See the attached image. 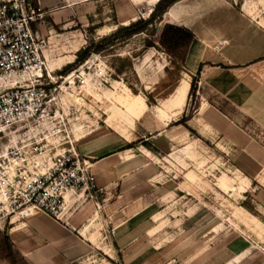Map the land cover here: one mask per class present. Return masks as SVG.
Returning <instances> with one entry per match:
<instances>
[{
    "label": "rangeland",
    "instance_id": "1",
    "mask_svg": "<svg viewBox=\"0 0 264 264\" xmlns=\"http://www.w3.org/2000/svg\"><path fill=\"white\" fill-rule=\"evenodd\" d=\"M220 3L222 15L245 19L251 30L245 35L252 53L247 54V64L229 70L214 63L218 58L212 57L205 46L210 62L202 65L199 77L204 74L203 82L200 85L199 79L195 90H189L185 112L180 116L189 129L202 122L210 127L205 128L203 137L190 142L195 146L193 151L182 153L181 158L173 155L178 161L188 160L184 179L175 178L174 170H167L168 180L174 179L175 184L163 185L155 203L145 202V212L151 211V215L119 216L96 207L88 212L86 194H69L68 205L87 211L80 233L97 247L74 264H264V0ZM111 5L109 2L104 10L110 18ZM138 12L147 9L138 10L135 21L149 18H140ZM87 15L82 9L80 19L85 20ZM129 24L97 34L94 28L98 24L74 22L67 26L69 29L61 30V25L44 16L45 52L49 51L50 63L59 64L57 68L51 65L52 78L47 80L48 98L53 101L45 107L48 114L43 119L22 122L17 129L28 131L30 139L38 135L43 143L56 144V153L62 154L68 142L75 146L90 131L102 127L109 115L117 113L113 124L128 122L130 130L129 117L117 109L124 108L123 97L140 95L150 104H154L152 98L170 99L177 90L183 65L159 44L165 24L155 20L143 33L128 37L123 31L115 34ZM203 27L206 35L212 33L211 17ZM48 31L52 33L50 40ZM257 45L261 54L256 55ZM89 46L100 50L77 63L78 51ZM149 57L152 61L148 63ZM146 62L141 81L148 87L156 85L154 89L143 88L132 70V64L138 69ZM69 65H73L72 70L65 72ZM72 73L73 84L65 82ZM199 99L205 104L201 113L208 109L203 121L199 119L202 115L197 116ZM178 181H182V188L176 185ZM175 189H182L183 194L176 196ZM121 223L124 226L118 230ZM6 228H0V245L2 237L7 238ZM12 258L14 264H28L19 253ZM0 264L9 262L0 257Z\"/></svg>",
    "mask_w": 264,
    "mask_h": 264
},
{
    "label": "crops",
    "instance_id": "2",
    "mask_svg": "<svg viewBox=\"0 0 264 264\" xmlns=\"http://www.w3.org/2000/svg\"><path fill=\"white\" fill-rule=\"evenodd\" d=\"M30 1L34 6L39 7L53 24L61 25V30L69 29L70 27L67 26L74 22H86L91 26L98 24L94 30L99 34L103 30L109 32V28L115 30L118 26H125L135 21L137 11L140 9H147L150 15L159 0ZM109 2L112 3L111 18L104 13ZM222 6L220 0H179L168 7L158 21L165 25L183 27L193 35L182 72L179 71L180 80L175 94L170 99L169 97L152 98L154 104H150L140 95L123 97L124 108L117 109L129 117L130 130L127 129L128 122L113 124L112 119L115 118L116 113L106 117L102 127L90 131L76 143V150L88 162L90 172L95 175L96 185L101 189L95 200L88 198L90 205L86 206L88 212L91 207L95 208L96 203L98 205L103 203L104 209L102 208L101 211L104 210L106 213L114 211L113 213L119 216L121 214L151 215V211L145 212L148 208L145 202L153 200L155 203L158 191L163 185L175 184L174 179L168 180L167 170H174L175 178L184 179L189 168L188 160L178 161L172 157L178 155L177 157L181 158L182 153L193 151L195 146L190 142L199 140L198 137H203L207 133L205 128L210 127L204 126L202 122L203 125L191 128L192 132H190L185 126L177 124L183 118L180 115L185 112L192 78L199 65L210 62L206 47L209 48L212 57L218 58L214 63L227 66L229 70H236L247 64L249 62L246 60L247 54L252 53V44L246 40L245 35L247 30L251 34V30L245 19L230 14L222 15L220 10ZM82 9L88 12V15L84 16L85 20L80 19ZM210 17L214 28L212 33L206 35V30L204 31L202 26L206 18ZM43 28V24L38 26L41 36H44ZM47 34L50 40L52 33L48 31ZM221 41L228 42V45L214 55L212 51ZM260 48L257 45L256 55L261 54ZM45 56L50 69L51 65H56V68L59 66L57 61L50 63L49 51L45 52ZM142 57L140 56V59ZM149 61H152L150 57L148 63ZM148 63L140 65L138 69L132 64V70L143 88L154 89L156 85L148 87L141 81L140 73ZM208 67L210 70L213 68ZM202 75L204 74L198 78L200 85L203 82ZM162 99H164L161 103L163 105L160 104ZM198 101L197 116L202 115L199 119L203 121L206 119L205 113L208 109L206 107L204 114L201 113L205 104L200 99ZM176 117L177 119L174 120ZM178 128L182 130L177 131ZM193 133L195 134L193 136H197L191 141ZM142 143L147 145L143 146ZM128 145L133 147L128 148ZM242 151L245 152V149ZM176 185L181 187L182 181H178ZM174 192L176 196L183 194L182 189H175ZM70 204L72 203L68 205L64 202L65 209L58 219L37 213L24 220L6 223L8 241L28 264H74L97 250L89 237L80 233L86 222L87 211L79 207L73 209ZM148 206L150 207L151 204L149 203ZM138 207L143 208L140 209L141 211H134ZM123 226L124 223L117 225L118 230Z\"/></svg>",
    "mask_w": 264,
    "mask_h": 264
},
{
    "label": "built area",
    "instance_id": "3",
    "mask_svg": "<svg viewBox=\"0 0 264 264\" xmlns=\"http://www.w3.org/2000/svg\"><path fill=\"white\" fill-rule=\"evenodd\" d=\"M147 12L138 16L148 18ZM43 22L44 14L30 0H0V228L37 213L58 219L68 193L95 200L101 192L73 143L57 154L56 144L17 129L43 119L53 101L45 40L38 30ZM226 45L221 41L214 52Z\"/></svg>",
    "mask_w": 264,
    "mask_h": 264
},
{
    "label": "trees",
    "instance_id": "4",
    "mask_svg": "<svg viewBox=\"0 0 264 264\" xmlns=\"http://www.w3.org/2000/svg\"><path fill=\"white\" fill-rule=\"evenodd\" d=\"M179 0H159L156 4L154 10L149 15V18L146 20H137L135 22L130 23L126 27L119 28L115 34L119 32H124L126 36H131L135 34L143 33L147 26L152 24L155 20H161L162 15L166 12L167 8L170 7L172 4L178 2ZM115 34L111 35L114 36ZM193 40V35L191 32H189L187 29H178L173 28L170 25H164L162 28V31L159 35V44L164 50L166 54H168L170 57L175 59L178 63L184 66L186 54L188 51V48ZM152 46V45H151ZM151 46H147V48H150ZM100 50L98 48H91V46L84 48L83 50L78 51L76 62L81 64L83 61L86 60V58L92 53V51ZM75 62V63H76ZM73 65H69L65 67L64 71L68 72L72 70ZM202 64L199 65L198 70L195 74V76L192 78L190 90H195L199 74L201 72ZM183 119H180L177 124L183 125ZM184 126V125H183ZM190 132H192L188 127L185 126ZM143 146H146V143H142ZM133 145H128V148H132ZM2 242L0 245V257L4 258L9 262V264L13 263L12 256L16 257L17 252L12 248L10 242L6 237H2ZM12 255V256H11Z\"/></svg>",
    "mask_w": 264,
    "mask_h": 264
},
{
    "label": "bare ground",
    "instance_id": "5",
    "mask_svg": "<svg viewBox=\"0 0 264 264\" xmlns=\"http://www.w3.org/2000/svg\"><path fill=\"white\" fill-rule=\"evenodd\" d=\"M44 59H45V62H46V65H47V70H48V73H49V76L50 78H52V73H51V69L49 68V65H48V62H47V59H46V56H45V52H44ZM67 78V79H66ZM73 77V73L68 75L67 77L64 78V81L65 82H68V83H72L73 84V80H72ZM67 83V84H68ZM69 202V193L67 195H65V203L68 204ZM65 209V208H64Z\"/></svg>",
    "mask_w": 264,
    "mask_h": 264
}]
</instances>
